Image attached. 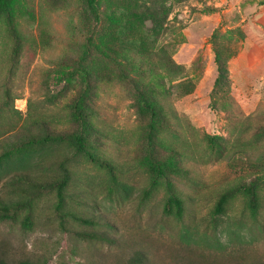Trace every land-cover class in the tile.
Masks as SVG:
<instances>
[{
	"label": "rangeland",
	"instance_id": "1",
	"mask_svg": "<svg viewBox=\"0 0 264 264\" xmlns=\"http://www.w3.org/2000/svg\"><path fill=\"white\" fill-rule=\"evenodd\" d=\"M11 1L22 48L12 65L1 23L0 196L13 173L59 175L64 163L68 204L110 223L112 243L82 238L105 230L62 219L47 194L30 225L26 211L0 220V260L264 262V0H96L98 21L86 0ZM96 161L114 164V183ZM250 182L256 219L240 197L214 212L222 189ZM172 190L181 216L164 211Z\"/></svg>",
	"mask_w": 264,
	"mask_h": 264
},
{
	"label": "trees",
	"instance_id": "2",
	"mask_svg": "<svg viewBox=\"0 0 264 264\" xmlns=\"http://www.w3.org/2000/svg\"><path fill=\"white\" fill-rule=\"evenodd\" d=\"M86 6L88 12L93 16L95 21H98L99 12L96 0H86ZM3 24L6 30V33L10 39V52L8 55L9 61L14 65L21 52L22 48V35L17 27L16 17L12 8L11 0H0V24ZM83 79L88 84V74L83 71ZM79 93L76 98H79L81 95ZM79 116V113L76 114V117ZM82 120L81 116H79ZM59 141L67 145V147H75L77 151H82L84 147V138L80 135H72L67 132H60L57 135ZM101 160V159H98ZM103 168L111 172L110 182L116 181V176L114 171L116 167L113 163L106 161H96ZM74 174L70 172L69 168L60 164V173L59 175L45 174L44 176L32 175L28 172H15L9 179L6 181L10 186L11 194L8 197L0 196V220H16L20 212L26 211V214L23 217V223L30 225L31 217L33 210L39 200L47 195L53 194L54 196V207L62 219L72 218L86 227H96L102 225V228L105 231L99 232V228L91 229L87 231L85 228L84 231L80 232L82 238L102 240L106 242H111L109 237V232L111 230V225L108 222H100L99 216H93L91 212L89 217H84L79 214L78 208L76 205L68 204V201L71 198L70 192L71 183L73 181ZM240 197L243 200L244 208L248 210L249 217L256 219L259 213V209L262 205V199L260 196V190L258 186L253 183H235L233 185L227 186L222 189L217 196L215 203L214 212L216 214H221L226 211L227 205L229 202L236 198ZM81 205V203H80ZM89 208L92 207L90 203H86ZM184 210L183 200L181 196L175 192L170 191L165 204L164 211L169 214H175L181 216ZM23 224V226H27ZM109 227V228H108ZM107 229V231H106ZM108 234H107V233ZM114 243V242H113ZM0 264H10L3 260H0ZM13 264H36L28 260L19 261ZM252 264H264V262H256Z\"/></svg>",
	"mask_w": 264,
	"mask_h": 264
}]
</instances>
